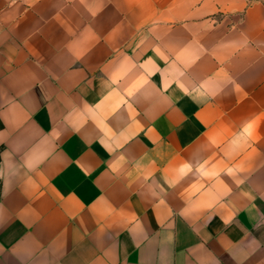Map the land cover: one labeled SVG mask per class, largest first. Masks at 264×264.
<instances>
[{"label": "crops", "instance_id": "1", "mask_svg": "<svg viewBox=\"0 0 264 264\" xmlns=\"http://www.w3.org/2000/svg\"><path fill=\"white\" fill-rule=\"evenodd\" d=\"M0 264H264L263 0H0Z\"/></svg>", "mask_w": 264, "mask_h": 264}, {"label": "rangeland", "instance_id": "2", "mask_svg": "<svg viewBox=\"0 0 264 264\" xmlns=\"http://www.w3.org/2000/svg\"><path fill=\"white\" fill-rule=\"evenodd\" d=\"M1 191H2V187H1V179H0V199H1V193H2Z\"/></svg>", "mask_w": 264, "mask_h": 264}, {"label": "trees", "instance_id": "3", "mask_svg": "<svg viewBox=\"0 0 264 264\" xmlns=\"http://www.w3.org/2000/svg\"><path fill=\"white\" fill-rule=\"evenodd\" d=\"M0 149H1V146H0Z\"/></svg>", "mask_w": 264, "mask_h": 264}]
</instances>
